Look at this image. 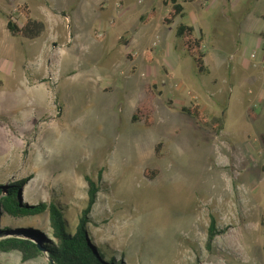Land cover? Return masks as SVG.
I'll return each instance as SVG.
<instances>
[{
    "label": "rangeland",
    "instance_id": "obj_1",
    "mask_svg": "<svg viewBox=\"0 0 264 264\" xmlns=\"http://www.w3.org/2000/svg\"><path fill=\"white\" fill-rule=\"evenodd\" d=\"M164 1L0 0V185L25 180L21 204L55 203L74 229L90 178L87 232L124 264H264V0H179L165 26ZM21 4L45 26L35 39L5 28L24 23ZM180 23L203 38L208 74ZM147 102L152 125L133 122ZM194 105L206 124L181 111ZM5 224L50 231L48 211ZM0 264L48 260L12 251Z\"/></svg>",
    "mask_w": 264,
    "mask_h": 264
},
{
    "label": "trees",
    "instance_id": "obj_2",
    "mask_svg": "<svg viewBox=\"0 0 264 264\" xmlns=\"http://www.w3.org/2000/svg\"><path fill=\"white\" fill-rule=\"evenodd\" d=\"M182 2L179 0H167L163 5L168 6L167 12L161 21L162 25H171L177 18L183 17ZM16 12L23 16L24 23L17 25L12 16L5 17V28L12 37H22L23 39L32 40L42 35L45 26L40 20L31 19L29 8L26 5H17ZM155 18V11L150 10L146 17L141 18L142 24ZM264 21V17L261 16ZM175 37L179 39L183 51L191 58V61L199 75L208 74V70L204 64V53L202 49L203 38L196 37L194 29L187 24L180 23L175 29ZM148 51L147 61L150 62ZM151 100V98H150ZM189 117H193L200 124H206L204 114L198 105H194L187 109L183 107ZM252 110H248L251 119H255ZM152 110L149 102L141 105L137 112L133 115V122H143L146 126L152 125ZM264 142V136H261ZM156 171L149 172L145 169L143 174L148 180L155 177ZM87 204L82 210L80 220L73 229L68 226L61 209L55 203L45 204H21L20 189L23 187L25 180L8 183L4 187L0 185V221L5 219H22L24 217H33L48 211L50 231L44 236H40L37 230L25 229L20 230L11 224H5L0 227V253H9L17 251L21 255V262L25 263L39 257L40 252L37 250L36 244L27 237H36L41 240V248L46 252L51 262L48 264H124L121 260L109 254L107 250L94 243L87 232L88 214L91 208L96 204V196L98 188L96 183L87 178ZM24 195V194H22ZM214 222L208 227L207 244L215 237Z\"/></svg>",
    "mask_w": 264,
    "mask_h": 264
},
{
    "label": "crops",
    "instance_id": "obj_3",
    "mask_svg": "<svg viewBox=\"0 0 264 264\" xmlns=\"http://www.w3.org/2000/svg\"><path fill=\"white\" fill-rule=\"evenodd\" d=\"M4 47H5L4 44L0 41V74L1 73L7 74L8 68H9V67H7V63L3 64V62H2V60L4 59V55H3L4 49H5ZM11 71H12L11 73H13V70H11ZM14 71H16V70H14Z\"/></svg>",
    "mask_w": 264,
    "mask_h": 264
},
{
    "label": "water",
    "instance_id": "obj_4",
    "mask_svg": "<svg viewBox=\"0 0 264 264\" xmlns=\"http://www.w3.org/2000/svg\"><path fill=\"white\" fill-rule=\"evenodd\" d=\"M37 250L40 252L39 257H43L46 258L49 262H51V260L49 259L48 255L46 254V252L41 248V246L37 243Z\"/></svg>",
    "mask_w": 264,
    "mask_h": 264
},
{
    "label": "built area",
    "instance_id": "obj_5",
    "mask_svg": "<svg viewBox=\"0 0 264 264\" xmlns=\"http://www.w3.org/2000/svg\"><path fill=\"white\" fill-rule=\"evenodd\" d=\"M262 71L264 72V65L262 66Z\"/></svg>",
    "mask_w": 264,
    "mask_h": 264
}]
</instances>
